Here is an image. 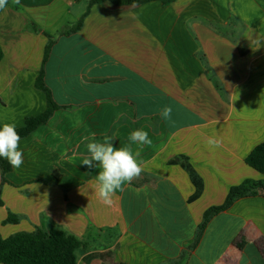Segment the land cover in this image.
Masks as SVG:
<instances>
[{"label":"crops","instance_id":"crops-1","mask_svg":"<svg viewBox=\"0 0 264 264\" xmlns=\"http://www.w3.org/2000/svg\"><path fill=\"white\" fill-rule=\"evenodd\" d=\"M89 3L8 0L0 13V125L19 129L45 111L42 72L59 106L21 138V167L0 166L2 236L64 230L82 243L80 264H264L260 191L215 215L194 245L210 207L263 178L246 158L264 142V42H253L264 38V0L106 1L67 34ZM140 129L151 145L130 142ZM93 135L140 152L141 176L111 205L96 194L97 162L82 164ZM185 161L204 184L194 201Z\"/></svg>","mask_w":264,"mask_h":264},{"label":"trees","instance_id":"trees-1","mask_svg":"<svg viewBox=\"0 0 264 264\" xmlns=\"http://www.w3.org/2000/svg\"><path fill=\"white\" fill-rule=\"evenodd\" d=\"M106 1H110L116 6H128L146 4L153 1H161L164 5H168L174 0H90L87 11L66 33L69 34L79 31L91 7ZM53 42L51 38L50 44L46 48L45 59L48 57ZM2 58L3 50L0 45V62ZM37 87L46 93L47 107L40 115L28 117L24 126L16 129L21 138L30 135L39 126L47 123L59 108L54 102L50 90L44 83L43 72L37 80ZM0 127L2 126L0 125ZM246 163L262 174L263 178L258 181L247 180L240 185L231 187L222 205L210 207L204 213L203 221L199 225L194 245L200 240L207 224L215 215L229 209L240 198L256 195L259 191L264 193V142L257 145L250 152L246 158ZM0 166L4 175L11 171L8 161L4 158H0ZM182 166L190 173L191 179L196 186V192L191 199V201H194L201 195L204 184L188 161L183 162ZM3 181H5V178ZM3 205L4 201L0 191V207ZM14 220L13 216H10L9 221ZM80 248H82L81 241L74 235L61 229H51L50 231L38 229L34 232H19L7 238H4L0 233L1 264H77V256L74 253L77 254ZM96 257H102V255H90V258Z\"/></svg>","mask_w":264,"mask_h":264},{"label":"clouds","instance_id":"clouds-1","mask_svg":"<svg viewBox=\"0 0 264 264\" xmlns=\"http://www.w3.org/2000/svg\"><path fill=\"white\" fill-rule=\"evenodd\" d=\"M14 4H19L20 0H12ZM8 0H0V11L6 9ZM255 49H259L264 42V38L257 37L254 41ZM173 108L166 105L160 111V116L168 121L171 119ZM86 149L89 153L82 160V164L91 168L93 162H97L99 171L96 176V194L105 205L112 204V197L117 191H122L123 186L131 183L141 176L143 168L138 162L140 152H133L131 145L127 147H114L113 136H104L102 140H97L93 135L91 138L85 137ZM21 137L14 124L5 123L0 127V158L8 161L13 169H18L23 164V152L20 150ZM129 140L131 143L140 145H151L152 140L149 133L143 129L135 130L131 133ZM206 145L215 149L221 146V140L216 137H209ZM77 264H80L78 254Z\"/></svg>","mask_w":264,"mask_h":264}]
</instances>
